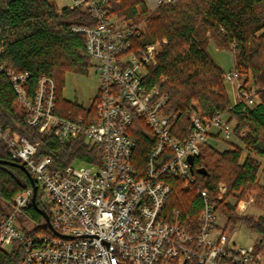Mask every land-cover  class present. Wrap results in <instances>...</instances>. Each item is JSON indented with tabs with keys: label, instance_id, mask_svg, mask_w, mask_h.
I'll use <instances>...</instances> for the list:
<instances>
[{
	"label": "built area",
	"instance_id": "built-area-1",
	"mask_svg": "<svg viewBox=\"0 0 264 264\" xmlns=\"http://www.w3.org/2000/svg\"><path fill=\"white\" fill-rule=\"evenodd\" d=\"M112 1L72 0L70 5L94 18L93 25L74 30L86 35L87 53L100 77L95 121L55 113L54 79L41 77L30 95L26 87L29 73L7 70L29 126L55 134L61 143L84 136L101 156L84 166L74 163L53 169L50 157H36L39 142L12 135L0 124V144L30 171L49 215V224L45 220L41 225L26 212L33 187L16 194L9 209L0 212V249L10 252L19 247L18 264H184L189 260L264 264L254 244L235 243L232 232L218 227L216 201L224 199L227 185L220 183L214 197L204 188L197 190L202 206L196 220L178 208L166 209L172 191L169 177L179 178L185 188L192 186L195 177L189 158L200 154L209 136L235 137L234 125L227 112L212 118L197 115L191 119L187 139L172 134L168 97L157 85L147 84L159 45L136 43L144 23L128 25L111 15ZM242 76L233 69L224 78L233 81ZM237 91L236 103L243 111L260 102L254 83L245 81ZM136 119L145 122L155 143L144 170L133 163L137 143L129 129ZM165 149L172 156L157 165Z\"/></svg>",
	"mask_w": 264,
	"mask_h": 264
},
{
	"label": "trees",
	"instance_id": "trees-1",
	"mask_svg": "<svg viewBox=\"0 0 264 264\" xmlns=\"http://www.w3.org/2000/svg\"><path fill=\"white\" fill-rule=\"evenodd\" d=\"M110 14L128 25L144 23L136 43L159 45L157 63L149 68L147 84L157 85L167 95L166 112L173 135L184 141L191 134L193 116L212 118L227 112L235 137L243 143V146L231 144L224 151L202 144L200 154L193 160L194 184L185 188L179 178L169 177L172 191L166 209L178 208L184 216L196 220L202 206L197 190L204 188L214 197L218 184L224 181L228 193L223 200L216 201V207L225 210L228 224L234 225L239 218L238 203L232 204L229 197L235 196L240 202L253 192L254 205L260 213L245 214L241 219L260 235L254 245L264 256V186L257 183L259 158H264V0H173L161 2L151 12L146 0H114ZM93 24L94 18L87 11L59 7L55 0H0V68L3 67L0 69V124L12 135L39 142L36 157H50L53 169L76 162L90 164L101 154L84 136L61 143L55 134L29 126L7 70L29 73L26 87L30 95L41 77L54 79L55 113L95 121L99 94L90 107L72 104L61 95L67 73L87 74L92 67L86 49L87 37L74 29ZM210 39L218 47H233L234 69L247 76L245 81L252 76L261 98L253 108L243 111L242 105L232 101L225 86V70L209 51ZM129 134L137 143L133 163L144 170L155 144L153 134L139 119L133 122ZM245 151L247 156L243 159ZM171 156L165 149L157 165L167 162ZM0 160V212L5 213L13 197L33 184L28 173L14 164L21 162L12 159L5 144H0ZM37 204L47 212L41 188H38ZM26 212L36 223L45 225L44 216L32 203ZM20 258L19 247L10 252L0 249V264H18ZM184 264L198 263L189 260Z\"/></svg>",
	"mask_w": 264,
	"mask_h": 264
},
{
	"label": "rangeland",
	"instance_id": "rangeland-1",
	"mask_svg": "<svg viewBox=\"0 0 264 264\" xmlns=\"http://www.w3.org/2000/svg\"><path fill=\"white\" fill-rule=\"evenodd\" d=\"M173 0H146L149 11H153L161 2H171ZM55 3L59 7H66L72 4V0H55ZM209 51L211 52L214 59L223 67L225 73L230 72L234 69V50L233 47H218L213 39H210ZM92 62V67L87 74H80L69 72L65 76V81L63 88L61 90L62 99L72 103L83 105L84 107H90L94 102L95 98L99 94L100 89V77L96 72L94 63ZM251 76V74H250ZM247 76L243 75L239 80L228 81L225 80V86L230 95L232 101L236 103L239 99L238 97V85L245 82ZM252 76L248 82L253 83ZM261 100V98H260ZM217 131L214 130V133ZM217 135V134H215ZM207 144L216 148L219 151H224L230 148L231 144L238 146H243V143L237 137L231 139H224L223 136H209L207 139ZM247 156V151L243 154V159ZM261 162V168L257 176V183L260 186H264V158L259 159ZM77 166L86 165L83 162H76ZM225 185L226 182L221 181ZM219 183V184H220ZM218 184V185H219ZM228 186V185H227ZM235 196L229 197L232 204H237V215L239 216L237 222L234 225L228 224V214L225 210H218L217 219L218 227L225 228L229 232H232V240L235 243L242 245L255 244L260 240V235L248 228L241 217L245 214L257 215L260 213L259 209L254 205L255 193L249 192L245 198H242L240 202H237L238 198Z\"/></svg>",
	"mask_w": 264,
	"mask_h": 264
},
{
	"label": "water",
	"instance_id": "water-1",
	"mask_svg": "<svg viewBox=\"0 0 264 264\" xmlns=\"http://www.w3.org/2000/svg\"><path fill=\"white\" fill-rule=\"evenodd\" d=\"M2 160H0L1 162ZM189 161L190 163L193 165V159L192 158H189ZM14 164H17L18 166H20L21 168H23L27 173L28 175L30 176L31 178V181H32V184H33V188H34V193H33V197H32V204L37 208L39 209L40 213L44 216L45 220L47 221V223L49 224V215L46 211L40 209L38 207V204H37V191H38V186L36 184V180L33 178V176L31 175L30 171L26 168L25 164L23 163H14ZM201 173H206V170L204 169H200L199 170Z\"/></svg>",
	"mask_w": 264,
	"mask_h": 264
},
{
	"label": "crops",
	"instance_id": "crops-1",
	"mask_svg": "<svg viewBox=\"0 0 264 264\" xmlns=\"http://www.w3.org/2000/svg\"><path fill=\"white\" fill-rule=\"evenodd\" d=\"M260 159V158H259Z\"/></svg>",
	"mask_w": 264,
	"mask_h": 264
}]
</instances>
